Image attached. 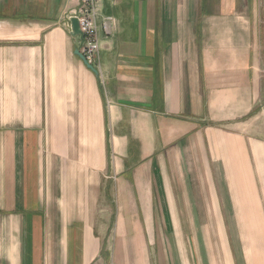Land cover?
Listing matches in <instances>:
<instances>
[{
  "label": "crops",
  "instance_id": "crops-1",
  "mask_svg": "<svg viewBox=\"0 0 264 264\" xmlns=\"http://www.w3.org/2000/svg\"><path fill=\"white\" fill-rule=\"evenodd\" d=\"M78 5L0 0V264H264L257 0Z\"/></svg>",
  "mask_w": 264,
  "mask_h": 264
},
{
  "label": "built area",
  "instance_id": "built-area-1",
  "mask_svg": "<svg viewBox=\"0 0 264 264\" xmlns=\"http://www.w3.org/2000/svg\"><path fill=\"white\" fill-rule=\"evenodd\" d=\"M97 0H79L75 17L78 19L79 29L83 33V45L80 49L84 59L95 69L99 66V36L97 25ZM111 18H105L103 29L108 32Z\"/></svg>",
  "mask_w": 264,
  "mask_h": 264
},
{
  "label": "water",
  "instance_id": "water-1",
  "mask_svg": "<svg viewBox=\"0 0 264 264\" xmlns=\"http://www.w3.org/2000/svg\"><path fill=\"white\" fill-rule=\"evenodd\" d=\"M261 2H262L261 11H262V14L264 15V0H261ZM70 22H71V34L73 36H77L79 40V43L76 49L74 50V53L83 61V63L86 65L88 69H90L94 74H97L98 73L97 69H95L90 64H88L86 60L84 59L82 53L80 52L84 39H83V33L79 29L78 19L76 17H71Z\"/></svg>",
  "mask_w": 264,
  "mask_h": 264
},
{
  "label": "rangeland",
  "instance_id": "rangeland-1",
  "mask_svg": "<svg viewBox=\"0 0 264 264\" xmlns=\"http://www.w3.org/2000/svg\"><path fill=\"white\" fill-rule=\"evenodd\" d=\"M259 9H260V12H261V23H260V27H259V31H260V34H261V38H260V41H261V44L262 46H264V15L262 14V2L261 0H257V8H256V13H257V16H259ZM263 15V16H262ZM262 102H264V99H262Z\"/></svg>",
  "mask_w": 264,
  "mask_h": 264
}]
</instances>
